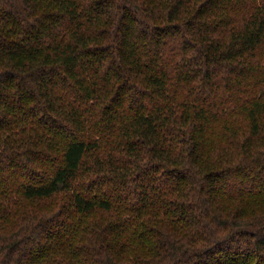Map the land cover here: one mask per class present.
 <instances>
[{"label":"trees","instance_id":"obj_1","mask_svg":"<svg viewBox=\"0 0 264 264\" xmlns=\"http://www.w3.org/2000/svg\"><path fill=\"white\" fill-rule=\"evenodd\" d=\"M0 264H264V0H0Z\"/></svg>","mask_w":264,"mask_h":264}]
</instances>
